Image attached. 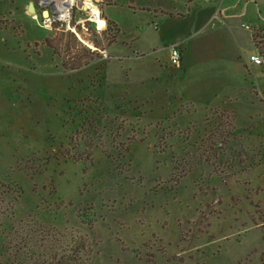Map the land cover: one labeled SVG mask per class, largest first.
Instances as JSON below:
<instances>
[{
    "label": "rangeland",
    "instance_id": "rangeland-1",
    "mask_svg": "<svg viewBox=\"0 0 264 264\" xmlns=\"http://www.w3.org/2000/svg\"><path fill=\"white\" fill-rule=\"evenodd\" d=\"M92 1L124 39L146 19L126 3L183 2ZM83 3L71 23L96 52L65 70L64 45L59 55L44 43L60 31L44 25L39 0H0V183L11 204L0 222V264L61 257L78 237L85 264H264L258 99L250 109H207L145 96L147 59L122 41L109 57L116 25L97 31ZM83 153L91 161L76 160Z\"/></svg>",
    "mask_w": 264,
    "mask_h": 264
},
{
    "label": "crops",
    "instance_id": "crops-1",
    "mask_svg": "<svg viewBox=\"0 0 264 264\" xmlns=\"http://www.w3.org/2000/svg\"><path fill=\"white\" fill-rule=\"evenodd\" d=\"M119 3L112 0L107 6ZM126 4L146 19L124 39L118 21L106 15L118 32L108 53L112 57L114 45L122 41L127 53L147 59L149 69L140 80L145 96L155 93L159 100L195 102L207 109L239 108L241 102L250 109L258 99V131L264 135V65L249 60L263 53L254 37L256 31L264 35V0H183L167 8ZM172 43L180 45V67L169 62Z\"/></svg>",
    "mask_w": 264,
    "mask_h": 264
},
{
    "label": "trees",
    "instance_id": "trees-1",
    "mask_svg": "<svg viewBox=\"0 0 264 264\" xmlns=\"http://www.w3.org/2000/svg\"><path fill=\"white\" fill-rule=\"evenodd\" d=\"M60 33L52 38L46 37L44 43L53 49L54 52L61 55L59 50V44H63L65 47V54L63 59V67L65 70H78L83 66L90 63L93 59V54L96 50H91L78 40L75 32L71 30H59ZM256 37H254L255 39ZM117 35H114L110 39V44L116 41ZM256 44L263 45L264 53V35L259 36V40ZM92 154H81L76 160H90ZM6 190L3 188V184L0 183V222L4 216L6 210H9L11 204L6 201ZM86 239L78 237L75 242H70L67 246L63 247V252H65L61 257L59 256H49L42 262L34 261L32 264H85L82 258V253L86 250ZM27 263V262H24Z\"/></svg>",
    "mask_w": 264,
    "mask_h": 264
},
{
    "label": "built area",
    "instance_id": "built-area-1",
    "mask_svg": "<svg viewBox=\"0 0 264 264\" xmlns=\"http://www.w3.org/2000/svg\"><path fill=\"white\" fill-rule=\"evenodd\" d=\"M77 1L78 0H76L75 4H72L70 3V0H39V8L41 10V15L44 19L43 22L44 25L50 29L57 28L59 30L74 31L75 26L72 25L71 22L75 14L74 12L77 6ZM36 11H37V7H36ZM44 12H46V14H44ZM100 15L101 17H103L101 11H100ZM62 16H65V19H61ZM86 20L87 19L80 18L78 22H85ZM89 20L95 22L92 19ZM104 20L107 22V19L104 18ZM96 28H97V24H96ZM104 55L107 56L106 53ZM249 60L258 65H264V54L259 52L255 54H251ZM169 62L171 65L175 67H180L182 64V51L178 43H172L170 45Z\"/></svg>",
    "mask_w": 264,
    "mask_h": 264
},
{
    "label": "clouds",
    "instance_id": "clouds-1",
    "mask_svg": "<svg viewBox=\"0 0 264 264\" xmlns=\"http://www.w3.org/2000/svg\"><path fill=\"white\" fill-rule=\"evenodd\" d=\"M70 3L75 4L76 0H70ZM84 8L91 10V15L89 19H92L97 24V31H100L106 28V21L100 19V10L92 3V0H84ZM66 15V14H65ZM61 19H65V16H62Z\"/></svg>",
    "mask_w": 264,
    "mask_h": 264
},
{
    "label": "water",
    "instance_id": "water-1",
    "mask_svg": "<svg viewBox=\"0 0 264 264\" xmlns=\"http://www.w3.org/2000/svg\"><path fill=\"white\" fill-rule=\"evenodd\" d=\"M28 10H29L30 12H33V13L36 12V7H35V4H34L33 1L29 2ZM44 14H46V12H44Z\"/></svg>",
    "mask_w": 264,
    "mask_h": 264
},
{
    "label": "bare ground",
    "instance_id": "bare-ground-1",
    "mask_svg": "<svg viewBox=\"0 0 264 264\" xmlns=\"http://www.w3.org/2000/svg\"><path fill=\"white\" fill-rule=\"evenodd\" d=\"M92 3H93V1H92ZM94 4V3H93ZM84 5V3L82 4V6ZM95 5V4H94ZM96 6V5H95ZM84 7V6H83ZM97 7V6H96ZM98 8V7H97ZM89 10V12H90V14H91V10L90 9H88ZM100 19H102L101 17H100ZM103 20V19H102Z\"/></svg>",
    "mask_w": 264,
    "mask_h": 264
}]
</instances>
